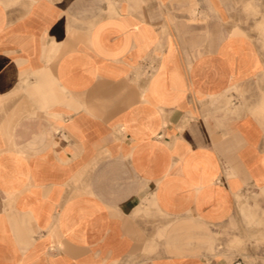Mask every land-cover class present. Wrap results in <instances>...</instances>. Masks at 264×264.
<instances>
[{"label": "crops", "instance_id": "crops-1", "mask_svg": "<svg viewBox=\"0 0 264 264\" xmlns=\"http://www.w3.org/2000/svg\"><path fill=\"white\" fill-rule=\"evenodd\" d=\"M229 0H0V264H236L208 236L264 190L258 75Z\"/></svg>", "mask_w": 264, "mask_h": 264}, {"label": "rangeland", "instance_id": "rangeland-1", "mask_svg": "<svg viewBox=\"0 0 264 264\" xmlns=\"http://www.w3.org/2000/svg\"><path fill=\"white\" fill-rule=\"evenodd\" d=\"M229 2L235 32L249 36L264 60V0ZM222 104L239 114H252L264 126V68L254 78L232 88ZM213 231L214 237L209 235L207 240L211 254L230 263L264 264V190L251 188L237 195L233 215Z\"/></svg>", "mask_w": 264, "mask_h": 264}]
</instances>
